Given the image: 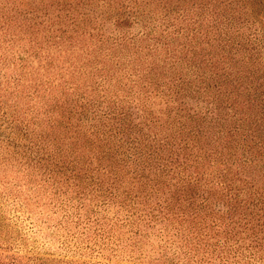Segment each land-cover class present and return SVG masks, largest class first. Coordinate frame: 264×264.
<instances>
[{"label": "rangeland", "instance_id": "374dc122", "mask_svg": "<svg viewBox=\"0 0 264 264\" xmlns=\"http://www.w3.org/2000/svg\"><path fill=\"white\" fill-rule=\"evenodd\" d=\"M0 130L18 135L0 133V179L32 174L0 181V264H156L147 254L159 230L177 240L174 217L249 219L247 194L264 189V0H0ZM47 132L66 154L58 167L36 152ZM41 187L90 208L109 200L108 217L132 208L148 234L133 237L138 258L109 238L100 254L62 247L63 211Z\"/></svg>", "mask_w": 264, "mask_h": 264}, {"label": "trees", "instance_id": "16d2710c", "mask_svg": "<svg viewBox=\"0 0 264 264\" xmlns=\"http://www.w3.org/2000/svg\"><path fill=\"white\" fill-rule=\"evenodd\" d=\"M0 133H5L7 141L11 139L15 140L18 137V135L12 131L5 132L4 130H0ZM41 137L43 140H47V142L43 148H41V146L38 147L36 152L41 153V151H44V154H46L48 158H52L51 161L54 163L55 167H58L59 163L63 164L64 161L62 157H66V154L63 155V153H60L62 147L58 138H52V132H47V134L41 135ZM72 151H74L77 156L79 155V149L77 151L72 149ZM68 162H70V165L73 167L80 165V160H68ZM78 166L70 169L65 165L64 169L70 173L76 169L82 170V165ZM5 174H3L4 176H2L0 181L7 184L12 182L15 187H18L21 181V184L24 185L32 180V174L26 171V169L11 168L9 173L6 172ZM80 179L81 178L77 179L79 183L75 185H78V187L81 186L82 189H86L85 186L81 184ZM190 181V177H184L180 186L184 188L190 184ZM47 186L48 183L46 187ZM46 187L45 189L41 187L40 190L43 189L42 194L46 193L44 198L46 199L47 205L49 203L53 207L63 211L62 220L57 223L61 226V230L63 229L64 231V238L60 243L62 247L72 249L71 251L73 254H78L79 256L95 252L100 254L101 251L105 249V243L102 242V240L109 238L110 244L113 245L110 248L111 252H114L118 256L119 252H125L126 248L129 246V258L132 260L138 258L134 253L136 251L135 248L138 246L137 244H139L141 240H135L133 237L139 236L147 238L148 234L142 232L140 227L141 218L138 217L136 212L131 211L132 208L130 209V207H124L120 204L123 208L116 210L111 217H108L105 212L108 211L109 200H101L100 203L94 204L96 208H90L88 206L90 203L84 204V202L79 201L81 198H76V196L68 197L66 194H63V198H60L59 196H55V192H47ZM4 190L6 193V200L13 191L8 187L4 188ZM262 190L261 192L255 191L247 194L249 197L247 202L251 206V217L246 220H221L222 223L216 224L215 221L209 223L207 219L202 217V223L198 226L196 223H189L183 215L174 217L173 223L175 224H173V229L175 231L173 237H176L179 241L172 238L171 235H168V231L165 233V230H159L158 232H160L162 236H167V238L164 239V244L159 245L160 250L158 252H153L157 257L155 258L147 254V259L156 262V264H173L163 259L170 256L177 258V261L181 260L184 264H202V262L210 264L211 259L215 257L220 264H264V189ZM63 192L64 191L61 193ZM111 197L112 200L115 199V196ZM85 200L90 201L91 199L85 198ZM123 202L124 201H121V203ZM221 217H224V215H221ZM221 221L219 220V222ZM70 225L79 228L74 231L70 229ZM120 227H127L126 232H117ZM104 232H108V234H104ZM128 232L132 233L131 236H127V241L122 242L124 245H121L122 243L120 242ZM222 235L223 240L217 241L218 239L215 237H221ZM203 236L214 239V241L209 243ZM69 239L71 240L69 241ZM200 242H203L206 247L211 246L209 255H214V257L198 255L197 249ZM138 248L141 247L138 246ZM137 251L142 254V250L138 249ZM65 262L68 264H93L90 260L79 263L78 260L73 261L66 259L63 260L64 264H66ZM57 264H61V262Z\"/></svg>", "mask_w": 264, "mask_h": 264}]
</instances>
